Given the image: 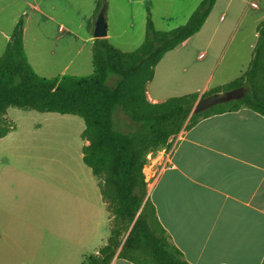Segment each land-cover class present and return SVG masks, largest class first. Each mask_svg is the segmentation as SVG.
<instances>
[{
    "label": "rangeland",
    "instance_id": "1",
    "mask_svg": "<svg viewBox=\"0 0 264 264\" xmlns=\"http://www.w3.org/2000/svg\"><path fill=\"white\" fill-rule=\"evenodd\" d=\"M22 1L0 0V31L16 24L23 11L29 13L24 26L26 55L34 70L46 78L90 75L88 47L82 42L75 45L74 37L60 33L59 26L76 18L74 31L88 33L89 22L85 29L81 21L96 10L93 0H28L53 17L47 22L42 12L31 13L27 0ZM196 1L108 0L110 42L123 51H135L144 42L149 13L157 31H170L187 23L184 18ZM230 1L221 0L211 17L213 28L224 36L219 44L203 46L211 34L209 26L189 45L165 55L151 85L162 91L160 97L197 94L199 100L247 70L254 51L249 46L257 31L251 16L264 8V0H234L236 12L227 8ZM200 54L204 58L199 59ZM237 60L244 65L240 71ZM233 73L236 76L230 78ZM227 91L232 90L222 92ZM117 115L124 118L121 112ZM7 118L15 130L0 141V264H84L106 244L111 225L98 179L83 162L82 148L88 144L81 137L84 120L18 108H10Z\"/></svg>",
    "mask_w": 264,
    "mask_h": 264
},
{
    "label": "trees",
    "instance_id": "2",
    "mask_svg": "<svg viewBox=\"0 0 264 264\" xmlns=\"http://www.w3.org/2000/svg\"><path fill=\"white\" fill-rule=\"evenodd\" d=\"M217 0H202L188 22L170 31H157L151 14L142 45L127 52L107 38L94 39L93 72L46 78L30 64L24 46V19L16 24L0 57V141L15 130L10 108L58 113L82 118L83 162L98 179L110 217V235L97 254L84 264H111L114 257L132 264H190L174 244L148 198L145 169L150 156L170 151L176 137L202 119L248 108L264 116V20L247 70L241 77L203 97L223 90L246 89L245 96L191 115L197 94L152 103L147 87L165 55L198 34ZM99 0L88 23L93 37L101 7ZM121 112L124 118L118 117ZM264 264V260L262 262Z\"/></svg>",
    "mask_w": 264,
    "mask_h": 264
},
{
    "label": "crops",
    "instance_id": "3",
    "mask_svg": "<svg viewBox=\"0 0 264 264\" xmlns=\"http://www.w3.org/2000/svg\"><path fill=\"white\" fill-rule=\"evenodd\" d=\"M98 1L93 0L95 8ZM220 1L217 0L202 30L176 49L189 45L209 26L211 34L209 40L203 42V46L211 49L215 44H219L224 36L219 34L217 28H213L211 17ZM26 2V7L31 13L42 12L43 20L52 21L53 17L45 15L36 3L28 0ZM201 2L202 0L196 1L184 20L188 22ZM234 3L235 1L231 0L227 8L236 12L238 7ZM253 8L260 10L257 5ZM246 10L245 7L244 11ZM94 12L95 10L82 18L81 22L85 29ZM251 17L254 21L252 25L257 29L259 23L264 20V8ZM21 18L24 19L25 26V22L30 20V15L23 11L17 23ZM234 18L237 22L236 13ZM76 20L70 18L67 26L60 25L59 32H67V36L74 37L75 45L82 42L83 47H88L92 54L94 38L87 32L84 34L75 32ZM220 21H225L223 15ZM16 24L12 23L10 28L0 31V52L3 54ZM82 24L80 23L77 29L80 30ZM257 37L255 30L249 49H254ZM25 38L24 27V46L28 54ZM108 39L111 40L109 32ZM80 53L81 51H78V55ZM202 58L204 55L200 54L199 59ZM28 59L31 62V58ZM234 64L237 65L238 71L244 68L238 60ZM156 70L154 79L147 87L148 99L152 103L166 100L160 97L162 91L151 88ZM234 76L236 75L233 73L230 78ZM146 176L148 198L154 203L159 220L172 241L190 264H262L264 116L248 108H242L236 112L202 119L191 129L182 130L170 151L163 150L150 156ZM98 252L99 250L95 253ZM119 252L120 250L111 264H132L118 258Z\"/></svg>",
    "mask_w": 264,
    "mask_h": 264
},
{
    "label": "water",
    "instance_id": "4",
    "mask_svg": "<svg viewBox=\"0 0 264 264\" xmlns=\"http://www.w3.org/2000/svg\"><path fill=\"white\" fill-rule=\"evenodd\" d=\"M107 9L108 4L105 3L98 13L93 34L94 39H103L108 37ZM245 94L246 89L241 87L236 90L221 92L200 98L195 103L191 115L203 113L219 104L227 103L233 100H240L245 96Z\"/></svg>",
    "mask_w": 264,
    "mask_h": 264
},
{
    "label": "built area",
    "instance_id": "5",
    "mask_svg": "<svg viewBox=\"0 0 264 264\" xmlns=\"http://www.w3.org/2000/svg\"><path fill=\"white\" fill-rule=\"evenodd\" d=\"M252 6H253V7H255V6H256V4H255V3H252Z\"/></svg>",
    "mask_w": 264,
    "mask_h": 264
}]
</instances>
